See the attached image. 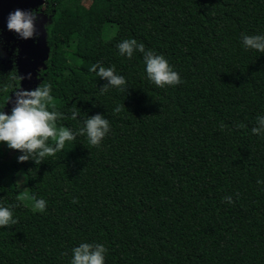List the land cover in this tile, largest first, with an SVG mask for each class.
<instances>
[{
  "label": "trees",
  "instance_id": "trees-1",
  "mask_svg": "<svg viewBox=\"0 0 264 264\" xmlns=\"http://www.w3.org/2000/svg\"><path fill=\"white\" fill-rule=\"evenodd\" d=\"M44 1L29 11L47 19L49 52L28 90L50 84L49 110L70 115L76 104L77 120L58 127L77 131L102 115L110 132L99 147L77 135L39 166L7 148L8 167L47 207L27 208L0 182V206L15 204L18 221L0 229V264H70L81 242L104 244L105 264H264V135L251 131L264 116V53L241 41L264 35V0ZM0 33V76L18 73L20 38ZM125 39L163 55L182 83L149 82L141 53L119 54ZM97 62L114 67L127 92L101 94L107 81L89 70Z\"/></svg>",
  "mask_w": 264,
  "mask_h": 264
},
{
  "label": "clouds",
  "instance_id": "clouds-1",
  "mask_svg": "<svg viewBox=\"0 0 264 264\" xmlns=\"http://www.w3.org/2000/svg\"><path fill=\"white\" fill-rule=\"evenodd\" d=\"M38 15L34 11H23L16 9L9 13L7 19V29L16 33L21 39L28 40L34 38L36 34L35 23ZM242 47L245 51L253 50L264 53V35L241 36ZM117 49L121 56L131 59L134 53L139 52L143 56L146 77L156 87L176 86L182 83L178 72L174 71L163 55L156 54L153 50L146 49L141 42L135 39H125L117 44ZM95 73L99 79L107 81L102 88L101 94L110 89H117L127 92V81L121 75L116 74L114 67H105L97 62L89 69ZM23 77L16 71L0 76V97L5 99L3 108H0V144L7 146L9 150L21 153L17 160L19 163L32 161L39 166L49 158L56 156L64 150L66 142L74 141L77 135L86 136L88 143L93 147H99L104 138L110 132V122L105 116L95 115L83 120L82 126L77 131L70 128L58 127V121L71 119L76 121L81 111L73 104L69 109V114H65L55 109L49 110L53 100L52 86L41 83L33 90H24L21 87ZM11 103V112L4 111L5 107ZM125 109L124 105L117 106L113 114L120 113ZM256 123L259 128L253 127L254 135H264V116H258ZM225 126L221 123V129ZM237 127L243 128L245 125L239 124ZM261 183V181H257ZM239 194L237 193V196ZM34 209L44 212L47 202L44 199H36ZM229 204H232L231 197H225ZM77 201H73L76 203ZM11 206H0V229L9 228L18 223L14 218ZM107 248L101 243L81 242L72 249V259L70 264H105Z\"/></svg>",
  "mask_w": 264,
  "mask_h": 264
},
{
  "label": "rangeland",
  "instance_id": "rangeland-1",
  "mask_svg": "<svg viewBox=\"0 0 264 264\" xmlns=\"http://www.w3.org/2000/svg\"><path fill=\"white\" fill-rule=\"evenodd\" d=\"M81 2L85 7H88L91 0H81ZM99 26H100V24H97L96 27L93 26V27H90L89 29L95 30ZM35 28H36V33L42 32V28H41L40 24H36ZM114 34H115L114 27H109V28L105 29V31L103 32V36L107 40L111 39L114 36ZM39 38H40V36H39ZM33 44L36 45V43H33ZM42 57L43 56H38V58L37 57H29V58H27V60H28V63L30 65H33L35 68L41 70L42 67H44L43 66L44 60L42 59ZM27 60H26L25 64H23V62H22L21 65L18 66L19 75L21 77H23V80H22L23 83H21V87L24 90L29 89V85H28L29 75H28ZM8 106L12 107V104L9 103ZM6 151H7V146H3L2 144H0V182H3L6 185H14L17 188L18 196H19V199L21 200V202L27 208H29L31 210H35L34 209L35 202L30 197L29 192L27 190L24 174L20 170L13 172L11 170V168L8 167V163L10 162L11 155L6 154Z\"/></svg>",
  "mask_w": 264,
  "mask_h": 264
},
{
  "label": "water",
  "instance_id": "water-1",
  "mask_svg": "<svg viewBox=\"0 0 264 264\" xmlns=\"http://www.w3.org/2000/svg\"><path fill=\"white\" fill-rule=\"evenodd\" d=\"M15 1H17V5L13 10L8 9V10H4L0 12V30L8 31L12 33L11 31L7 29V19H8L9 13L15 11L16 9H20L23 11H29L30 8L37 9L38 6H42L45 4L44 0H15ZM2 3L6 4L7 0H1L0 6H2L1 5ZM46 20L47 19L43 17V19L39 20L38 23L37 22L35 23V25L40 24L42 28V32L39 35L40 38L38 37V41L36 42V45H34L33 42L29 40H23L22 41L23 43L20 42V45L18 46L17 69H18V66L21 65L22 62L23 64H25L27 58L29 57L38 58V56H43L42 59L44 61L47 59V54L49 52V49L47 48V45H46V41H45L46 34H45L44 26H43ZM27 64H28V75H29L28 85H29V79H30V76L32 75V71L39 70V69L35 68L33 65H30L28 63V60H27ZM43 66H44V63H43ZM44 68L45 66L42 67V69ZM18 73H19V70H18ZM21 83H23V81H21Z\"/></svg>",
  "mask_w": 264,
  "mask_h": 264
},
{
  "label": "flooded vegetation",
  "instance_id": "flooded-vegetation-1",
  "mask_svg": "<svg viewBox=\"0 0 264 264\" xmlns=\"http://www.w3.org/2000/svg\"><path fill=\"white\" fill-rule=\"evenodd\" d=\"M41 19H43V18H41ZM40 18H37V23L39 22V20H41ZM0 31H3V30H0ZM5 32V36L8 38V39H11L14 35L16 36V38L18 39V38H20L17 34H15L14 32H12V33H10V32H8V31H4ZM0 35H1V33H0ZM39 35H40V33H36L35 34V36H34V38H32V39H28L29 41H31V42H33V43H36L37 41H38V37H39ZM23 41V39H18L17 40V46H19L20 45V42H22ZM18 49V48H17ZM18 55V54H17ZM8 106V105H7ZM9 107V106H8Z\"/></svg>",
  "mask_w": 264,
  "mask_h": 264
}]
</instances>
